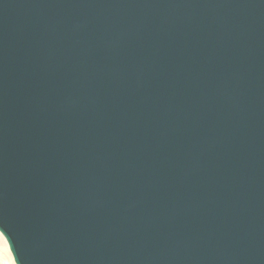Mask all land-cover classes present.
<instances>
[{
	"label": "water",
	"instance_id": "obj_1",
	"mask_svg": "<svg viewBox=\"0 0 264 264\" xmlns=\"http://www.w3.org/2000/svg\"><path fill=\"white\" fill-rule=\"evenodd\" d=\"M0 234L14 264H264V0H0Z\"/></svg>",
	"mask_w": 264,
	"mask_h": 264
},
{
	"label": "bare ground",
	"instance_id": "obj_2",
	"mask_svg": "<svg viewBox=\"0 0 264 264\" xmlns=\"http://www.w3.org/2000/svg\"><path fill=\"white\" fill-rule=\"evenodd\" d=\"M0 264H14L3 236L0 234Z\"/></svg>",
	"mask_w": 264,
	"mask_h": 264
}]
</instances>
